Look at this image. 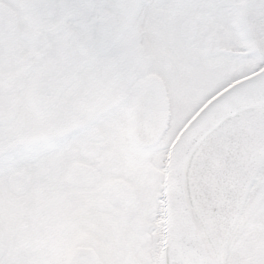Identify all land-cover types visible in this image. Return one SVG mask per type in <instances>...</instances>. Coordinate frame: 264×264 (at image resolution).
Segmentation results:
<instances>
[{"label": "snow or ice", "instance_id": "obj_1", "mask_svg": "<svg viewBox=\"0 0 264 264\" xmlns=\"http://www.w3.org/2000/svg\"><path fill=\"white\" fill-rule=\"evenodd\" d=\"M0 264H264V0H0Z\"/></svg>", "mask_w": 264, "mask_h": 264}]
</instances>
